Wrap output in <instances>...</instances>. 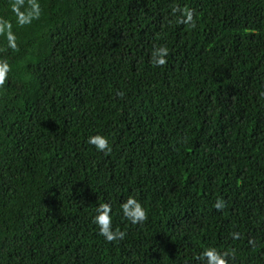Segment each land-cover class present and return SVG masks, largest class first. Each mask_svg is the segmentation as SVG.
<instances>
[{
    "label": "trees",
    "instance_id": "obj_1",
    "mask_svg": "<svg viewBox=\"0 0 264 264\" xmlns=\"http://www.w3.org/2000/svg\"><path fill=\"white\" fill-rule=\"evenodd\" d=\"M0 21V264H264V0H0Z\"/></svg>",
    "mask_w": 264,
    "mask_h": 264
},
{
    "label": "clouds",
    "instance_id": "obj_2",
    "mask_svg": "<svg viewBox=\"0 0 264 264\" xmlns=\"http://www.w3.org/2000/svg\"><path fill=\"white\" fill-rule=\"evenodd\" d=\"M13 11L17 12V8L13 5ZM175 11V9H174ZM184 19L183 23L192 21V12L189 9L183 10ZM39 18V6L33 5V13L25 16L18 13V24L23 25L31 23L32 19ZM11 24L6 21H0V34H4L7 39L8 48L15 50L16 38L11 32ZM168 49L166 47H159L153 50V64L155 67H161L166 64V57L168 56ZM11 71V66L6 59H0V86H3L8 74ZM87 143L92 145L96 150L104 152L105 154L111 151L110 142L107 137L102 135H92L88 137ZM217 210L222 209L224 204L218 201L215 205ZM120 212L123 218L131 224L143 223L147 219V212L142 204L133 196H129L120 205ZM113 208L111 203H101L96 208V214L93 217V223L96 225L98 235L102 236L106 241L113 242L123 240L126 232L120 231L118 228L113 227ZM234 238H238L234 234ZM226 253H220L215 248L206 249L201 253L200 258L206 261V264H226Z\"/></svg>",
    "mask_w": 264,
    "mask_h": 264
}]
</instances>
